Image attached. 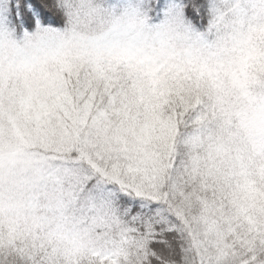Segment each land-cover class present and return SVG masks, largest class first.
<instances>
[{
	"label": "snow or ice",
	"instance_id": "snow-or-ice-1",
	"mask_svg": "<svg viewBox=\"0 0 264 264\" xmlns=\"http://www.w3.org/2000/svg\"><path fill=\"white\" fill-rule=\"evenodd\" d=\"M0 264H264V0H0Z\"/></svg>",
	"mask_w": 264,
	"mask_h": 264
}]
</instances>
